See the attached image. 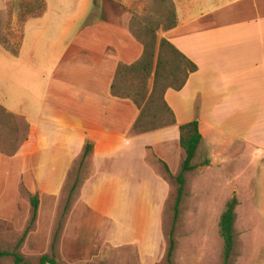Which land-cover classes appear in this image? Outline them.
<instances>
[{
    "label": "rangeland",
    "instance_id": "obj_1",
    "mask_svg": "<svg viewBox=\"0 0 264 264\" xmlns=\"http://www.w3.org/2000/svg\"><path fill=\"white\" fill-rule=\"evenodd\" d=\"M45 1V12L39 19L31 18L23 31L18 25L17 0H0V104L31 115L38 109V96L46 86L54 58L58 59L78 40L89 39V25L95 19L100 21L104 16L114 15L102 7L108 6L114 11L125 8L129 28L139 38L146 23L158 22V26H163L174 5L172 0ZM200 7L192 14L198 15L207 8ZM15 49L17 54L13 52ZM14 115L12 122L0 127L1 250L16 249L31 264H38L43 254H53L58 264H168L166 252L172 227L175 179H170L174 190L161 209L155 231L153 212L147 215V210L143 211L147 219L137 216L142 206L150 207L146 206L150 200L138 203L135 194L143 189L137 188L136 183L135 188L124 189L123 202L116 204L112 198L110 192L118 196L116 188L105 187L98 189L101 194L93 198L96 203L92 199L91 205L80 204L76 209L82 157L70 169L67 184L58 191V196L44 194L43 199L38 190L33 193L38 195L39 204L36 218L31 222L32 180L27 176L26 181L29 171L23 168L21 157L4 153L12 150L17 153L30 136L29 125L20 119L26 118L22 114ZM238 130L239 127L234 129V135L212 129L203 131V140L192 163L196 167L209 164L203 161L210 164L201 172L197 168L188 173L185 197L174 228L171 264H222L219 219L232 197H236L237 206L229 264H264V139L259 144L244 141L246 134L236 133ZM252 135L257 136L255 130ZM133 150L136 145L127 151ZM126 156L132 159L133 165L137 161L132 153ZM118 161V156L108 157L104 159V166ZM144 161L150 162L148 156ZM22 170L26 173L24 177ZM73 185L75 188L71 191ZM124 226L126 232L122 234ZM146 226L151 235L143 236L145 230L141 236L134 234ZM11 263V256L0 258V264Z\"/></svg>",
    "mask_w": 264,
    "mask_h": 264
},
{
    "label": "crops",
    "instance_id": "obj_2",
    "mask_svg": "<svg viewBox=\"0 0 264 264\" xmlns=\"http://www.w3.org/2000/svg\"><path fill=\"white\" fill-rule=\"evenodd\" d=\"M210 1L172 0L176 24L168 29L160 26L157 31L155 53L160 39L165 38L197 65L180 90L168 88L164 93L175 116L174 124L136 133L133 125L141 109L131 99L111 93L117 65L136 62L142 55L143 44L130 30L125 8L114 11L108 6L102 10L114 15L95 19L89 25V39L78 40L58 59L54 58L46 86L38 96L36 114L5 107L14 114H22L30 128L28 140L12 157H21L23 168L29 171L26 174L22 170L21 174H26V181L32 180V196L36 190L41 192V198L44 194L59 195L58 191L67 184L70 169L83 157L88 139L92 150L81 159L76 209L80 204L91 205L105 187L116 188L118 196L110 194L116 204L123 202L124 189L136 183L137 188L143 189L135 194L138 203L150 200L146 204L150 207L142 206L137 216L147 219L143 211L147 210V215L153 212L156 231L161 209L174 190L170 179L174 180L179 173L184 158L179 124L197 119L200 142L204 130L234 135L237 127L236 133L246 134L244 141L259 144L264 139V0ZM203 5L207 7L205 11L192 14ZM18 65L21 64L15 66ZM253 130L257 136L252 135ZM133 145L136 150L127 151ZM130 153L137 158L134 165L126 156ZM112 156H118L119 161L105 167L104 159ZM147 156L150 162L144 161ZM157 164L160 171L155 170ZM208 165H194L193 170L185 173L184 193L188 175L197 168L201 172ZM146 229L147 226L134 234L138 236L145 230L143 236L151 235L150 228L148 232ZM121 230L125 234V226ZM146 258L150 259L148 255Z\"/></svg>",
    "mask_w": 264,
    "mask_h": 264
},
{
    "label": "trees",
    "instance_id": "obj_3",
    "mask_svg": "<svg viewBox=\"0 0 264 264\" xmlns=\"http://www.w3.org/2000/svg\"><path fill=\"white\" fill-rule=\"evenodd\" d=\"M173 4V3H172ZM18 6V25L22 29L28 19L40 17L46 9L45 0H17ZM166 21L162 28L168 29L176 24V14L174 5L167 13ZM152 21L146 23L138 35L142 44L143 52L141 57L132 64L119 63L115 69L114 78L111 84V93L118 97L131 99L140 108L139 117L136 119L133 130L136 133L153 131L159 128L172 125L176 122L171 108L164 99V93L168 88L180 90L186 83L189 75L197 70V65L186 58L178 49L167 39L162 38L158 43L156 52L157 31L160 25ZM14 54L18 53L15 49ZM156 58V59H155ZM153 74V76H152ZM152 80V88L149 89ZM16 115L8 111L0 104V127L3 123H10ZM25 124V120L21 118ZM26 126H28L26 124ZM179 144L184 151V158L181 163L179 173L174 177L177 186L173 204L172 227L168 234V247L166 261L171 264L172 253L175 248L174 228L179 217L180 203L184 193L185 173L195 168L193 159L195 158L201 133L197 119L178 125ZM14 133H18L14 126ZM25 138L24 140H26ZM92 150V143L87 139L84 146L83 157ZM8 155L16 152L4 151ZM208 161H203L207 164ZM168 172V168L165 165ZM76 185V184H75ZM75 185L71 187L74 190ZM32 206L31 222L36 218L39 200L36 195L30 198ZM237 206L236 197H232L227 203L219 219L220 236L223 240V262L229 264L232 248L234 246V223L235 207ZM18 244L16 245V247ZM5 256L12 257L11 264H31L24 256L14 250H1L0 258ZM38 264H58L54 255L43 254L39 257Z\"/></svg>",
    "mask_w": 264,
    "mask_h": 264
}]
</instances>
